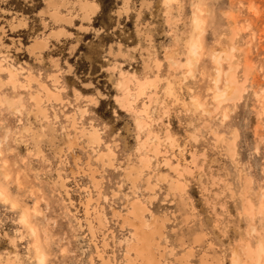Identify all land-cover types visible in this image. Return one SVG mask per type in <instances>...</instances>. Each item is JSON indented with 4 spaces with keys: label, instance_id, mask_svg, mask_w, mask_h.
Listing matches in <instances>:
<instances>
[{
    "label": "rangeland",
    "instance_id": "obj_1",
    "mask_svg": "<svg viewBox=\"0 0 264 264\" xmlns=\"http://www.w3.org/2000/svg\"><path fill=\"white\" fill-rule=\"evenodd\" d=\"M90 1L98 11L89 24L80 20L74 0L60 9L71 23L53 24L35 18L43 0H0V59L17 70L19 81L12 88L7 75L0 76V264H37L36 251L43 256L42 264H100L96 254L102 250L112 264H125L132 228L119 214L124 216L136 200L147 209L144 228H152L147 225L153 217L162 222L161 235H153L159 264H201V259L212 262L213 257L219 264H232L233 254L244 258L246 245L264 246V0H175L168 11L162 0H146L150 4L141 9V0H128L124 17L114 15L122 0ZM18 14L25 17L26 27L11 29L10 21ZM193 17L202 21L199 33L192 27ZM81 26L101 33L81 35ZM60 28L72 40L53 46L47 40L50 54L40 58L25 51L33 38ZM196 40L198 58L188 74L183 63ZM75 43L76 54L67 59V47ZM218 49L229 56L219 61L218 89H223L227 73L241 84L240 99L220 106L213 97L212 55ZM116 52L120 55L114 56ZM51 56L58 58L55 69L49 65ZM112 66L114 72L106 71ZM119 70L154 81V88L148 86L135 104H148L147 127L140 133L134 114L121 111L114 101L120 95L115 88ZM52 75L58 77L56 86ZM25 77L32 79L31 89ZM38 83L62 89L61 104L42 103L52 130L40 117L32 119L35 105L30 97ZM168 84L171 95L165 90ZM97 92L105 98L89 105L87 97ZM78 108L85 109L83 117L75 114ZM71 116L77 127L99 131V148L88 147L82 138L69 151L60 145L65 133L73 134L67 119ZM137 138L160 153H139ZM106 146L114 154L111 168L96 162V153ZM140 154L151 157L149 170L138 163ZM129 163L142 171L135 187L124 176ZM91 173L99 182V199ZM147 177L156 184L152 192L145 189ZM172 179L182 188L170 184ZM87 192L93 200L89 216L84 210ZM93 209L103 215L104 227L92 239L86 219L91 220ZM196 235L201 241L192 244Z\"/></svg>",
    "mask_w": 264,
    "mask_h": 264
},
{
    "label": "bare ground",
    "instance_id": "obj_2",
    "mask_svg": "<svg viewBox=\"0 0 264 264\" xmlns=\"http://www.w3.org/2000/svg\"><path fill=\"white\" fill-rule=\"evenodd\" d=\"M122 6L115 11V16L120 17L121 14L124 16H127L129 13L128 9V0H122ZM175 2V0H162V6L165 10L167 11L172 7V4ZM44 3V10L39 12V14L46 15V17L53 23V24H58L59 22H63L66 24L71 23L70 19L63 16L60 13V9L64 8L68 4V0H43ZM77 10L81 13L80 20L84 21L85 23L91 22L92 17H96L98 8L96 4L93 1L90 0H74L73 3ZM150 4L149 1L146 0H141L140 3V9L142 7L147 8L148 5ZM19 17H13L12 20L10 21V26L11 29H24L26 27L27 21L25 20V17L22 15H17ZM202 21L198 17H193L191 20V24L193 29L199 33L200 27H201ZM79 29L84 32L88 33L90 28L89 26H81ZM96 34H100L101 30H95ZM53 36L55 40H59L62 37L65 36H70V34H67L62 28L51 32L48 34L47 37ZM46 37V39H47ZM147 39L146 41H149L148 35L145 36ZM47 47V40L45 39H39V38H33L29 44H27L24 48L25 51L30 55V56H35V58H40L42 55V52ZM119 47V45H118ZM111 48V47H110ZM110 48L108 54L111 55L110 53ZM198 44L197 40L195 42H191L188 46L187 49V54H186V59L184 61V66L188 69V74L191 73V69L194 67L195 62H197L198 58ZM129 50H134V48H129ZM120 55L119 52H116L115 55ZM3 57V56H2ZM213 62L215 64V70H216V75L213 80V88H214V99L217 102V104L223 105L227 103H233L236 102L240 99V86L239 82L236 80V78L233 76V74H226L225 75V82L223 89H218V82H219V76H220V65L219 61L222 60H229V56L226 54L224 50L218 49L216 50L213 55ZM5 62V59H0V76L2 73H5L7 75V84L10 85L12 88H15L16 85L19 84L18 81V72L16 69H14L11 65L7 64V66H4L3 63ZM69 66V65H68ZM155 68L158 69L159 65L156 63ZM71 67H68L67 72H70ZM150 67L148 63L143 62V69L148 70ZM106 71L108 72H114V66L112 67H107ZM118 81L116 82L115 88L118 90L119 94L118 96H114V101H116V104L118 105L119 109L121 111H126V112H131L134 114V127L138 131V133L144 131L147 127L146 119L145 116L147 114V109H148V104L143 103L141 108H135L136 102L144 96L145 90L148 88V86H152L154 88L153 84V79H145V80H140L139 78L133 76L132 74H126L124 71L118 72ZM26 78V86L30 87V83L32 81L31 78L25 77ZM51 82L53 86H56L55 84L58 83V77L57 75H52ZM171 84H168L166 86V92L168 95H171L172 91L170 88ZM1 77H0V88H1ZM21 87L22 84L20 85ZM39 89L38 91L35 92L34 95H31V100L34 102L35 105V112L32 115V119L35 120L40 117V120H43L44 122L46 121V128L52 130V124L49 122L47 116H46V109L44 105L42 106V103H54V104H61L63 101L60 98V93L61 90L59 88H54L50 89L45 84L43 83H38ZM83 86L85 88H91L92 84L90 83H83ZM130 86H133V91L130 88ZM31 89V87H30ZM73 95L75 96L76 100L80 98V95L78 91L73 90ZM152 93V92H151ZM152 95H147L148 103L152 100ZM105 96L100 93H96L95 97L89 96L87 97V101L89 105H96L97 100H103ZM75 114L80 115V117H83L85 113V109L78 108L75 112ZM54 118H56L54 116ZM68 122H69V130L73 132V134H70L69 132L65 133L63 139L61 140L60 145H65L67 147V150L69 151L71 147L78 146L77 141L79 138H82L83 140L86 141L88 147H97L101 145V138L99 137V131L95 127H89L86 128L84 126L77 127V123L74 119V116L67 117ZM29 128L25 129V131H28ZM33 137L36 136V133H32ZM147 134H149L147 132ZM154 139H156L155 136H153ZM36 140V138H34ZM38 141V140H37ZM137 146H136V151L139 153L141 151H148L152 152V157L158 155L160 152L158 151L157 146H151L148 148V145L144 142L141 141L140 139L138 140L137 138ZM155 141V140H154ZM58 148V147H57ZM105 151H99L96 153V162H98L101 167H112V162H111V157L114 155L108 146H106ZM148 149V150H147ZM58 153L60 154L62 152L61 147L57 149ZM141 154L139 155V157ZM151 157L149 155L140 157L138 163L143 166L146 170H149V163H150ZM166 160V159H163ZM76 161L78 162V158H74V164L79 170L80 167L77 165ZM167 164V163H165ZM176 170V168H174ZM73 174V171H71ZM142 171L139 166L136 165H130L127 164L126 169L124 170V176L126 181L130 184L131 187H135V184L137 181L140 179L139 177L141 176ZM91 182H92V187L97 190V198L99 199V192H98V183L97 180L93 177V173H91ZM150 177L144 178L143 183L145 186V189H148L150 192L154 191V188L156 186L155 183L150 181ZM58 180L60 183V187L63 188L66 191L65 187V181L62 177L58 176ZM161 180H164V178H161ZM172 185H176L178 189H181L182 187L180 186V182L177 180L171 181ZM67 194V191L66 193ZM95 199V205H98V199ZM150 198H153L150 196ZM92 197L90 192H87V199L84 204V210H85V215L89 216L88 211L90 203L92 202ZM95 210V209H93ZM126 214L124 216L119 214V218H121L122 223L128 224L132 228V233L131 234V241L129 242L128 245V253L125 255L126 258V263L125 264H159V257L158 253L156 251L157 248V242L154 238V234H159L161 235L162 233V222H159L157 218H152L151 223H149L147 226L152 227L151 229H146L145 227V222L143 220L142 214L147 211L146 207L141 203L140 201L136 200L133 201L132 203L129 204V208L126 210ZM262 214H264V209H261L260 211ZM90 219H86V224H87V230L93 239L95 236V230L98 228H103L104 227V217L102 214L99 213V211L95 210L93 217H89ZM24 217L22 218V222L25 223ZM94 223V224H93ZM181 235V234H180ZM201 241V238L196 235L193 238L192 244H198ZM156 246V247H155ZM102 248H106L107 244L103 241L101 244ZM96 250L97 247H95ZM172 250L170 249V252ZM189 251H191L189 249ZM104 252L99 251L96 254V258L99 261L100 264H112L110 258L108 256H103ZM243 255L244 258L239 256V254H233L232 256V264H244V262L249 261L252 262L253 264H260V260L264 258V246L261 244H258L256 248H250L249 245H246L244 250H243ZM36 256H37V264H42L43 262V256L36 251ZM201 264H219L218 260L216 258H212V262L206 261L205 259H201ZM91 264H94L91 262ZM181 264V263H179Z\"/></svg>",
    "mask_w": 264,
    "mask_h": 264
},
{
    "label": "crops",
    "instance_id": "obj_3",
    "mask_svg": "<svg viewBox=\"0 0 264 264\" xmlns=\"http://www.w3.org/2000/svg\"><path fill=\"white\" fill-rule=\"evenodd\" d=\"M45 7V6H44ZM44 7L42 8V9H40L36 14H35V18H37V19H39L40 21H42V20H48L50 23H52L47 17H46V15H43V14H39V12H41V11H43L44 10ZM81 14V13H80ZM115 15V14H114ZM97 16V15H96ZM122 17H124V15L122 14L121 15ZM120 16V17H121ZM92 18H94V17H92ZM91 18V19H92ZM89 24V23H88ZM90 28V27H89ZM92 30V28H90V30H89V32L88 33H84V32H82V31H78V33L79 34H81V35H95L96 33H95V31L94 32H92L91 31ZM54 31H56V30H54ZM51 32H53V31H51ZM51 32H48L44 37H38L39 39H45V40H50V43H51V46H53V43L54 44H58V42H60V41H63V40H72L71 38H70V36H65V37H62L61 39H59V40H55L54 39V37L53 36H50L49 35V37H47L48 36V34H50ZM66 33L67 34H69L68 33V31H66ZM91 33V34H90ZM100 35V34H99ZM46 37H47V39H46ZM51 46H49L48 47V45H47V47H46V49L44 50V52H42V54H50V47ZM77 43H75V44H69L68 45V47H67V50H66V53H65V55H66V58L67 59H69V58H72L75 54H76V51H77ZM58 60V58L57 57H54V56H51L50 57V62H49V65L51 66V68H53V69H55L54 67L56 66V64H57V61ZM64 61V59L61 61V62H63Z\"/></svg>",
    "mask_w": 264,
    "mask_h": 264
}]
</instances>
